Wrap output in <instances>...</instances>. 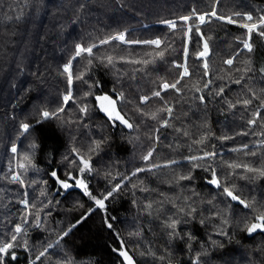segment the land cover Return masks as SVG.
Here are the masks:
<instances>
[{"label":"trees","instance_id":"obj_1","mask_svg":"<svg viewBox=\"0 0 264 264\" xmlns=\"http://www.w3.org/2000/svg\"><path fill=\"white\" fill-rule=\"evenodd\" d=\"M193 10L197 15L215 11L231 16L237 24L206 16L201 32L210 48L209 74H203L195 57L203 41L193 34L187 58L192 75L177 85L179 92L169 89L162 91V98L153 97L162 82L178 79L182 69L174 64L184 61L182 40L173 38L164 22L176 21L182 35L186 26L180 17ZM235 13L256 19L264 15V0H0V242L9 241L17 225L24 230L17 236L19 246L11 250L16 259L10 253L4 264H125L121 250L134 264H193L197 255L200 264H264V232L249 235L244 228L264 210V178H249L253 174L242 169L229 176L232 170L225 167L226 162L264 165V121L248 123L256 111L264 116L259 107L264 101V38L254 33L253 51L244 49L240 38L245 30L238 26L244 21ZM121 33L126 42L101 43ZM165 37L172 39L163 59L149 55L157 51L150 45L128 43ZM77 44L96 47L93 57L72 61L74 73L84 71L88 84L74 82L76 102L65 106L63 66L75 55ZM108 56L113 57L111 65ZM228 59H233L231 66L224 63ZM87 91L92 95L84 97ZM117 93H123L118 108L132 129L109 121L96 108V95L115 98ZM143 96L150 97L147 103H140ZM246 99L252 101L248 107L243 105ZM81 105L88 106L87 114L80 112ZM165 105L173 109L168 127L161 126L166 112H158L155 120L140 114ZM62 106L59 118L44 120L40 115ZM25 123L31 127L22 133ZM203 135L205 143H194ZM94 141L101 143L92 151ZM244 145L247 149L232 151ZM153 148L146 164L142 157ZM205 151L217 156L196 161L199 167L186 159ZM25 153L35 167L22 171L16 165ZM78 154L90 161V173H80ZM173 160L177 163L170 167L132 175L137 168ZM208 164L216 168L222 184L234 185V192L254 202L253 207L246 209L222 195V189L209 187ZM53 171L72 186L83 179L96 199L121 187L100 208L75 188L64 192ZM17 173L23 184L11 181ZM69 174L74 179L69 180ZM188 174L192 179L177 181ZM170 218L178 221L176 235L166 226ZM46 248L47 254L37 260Z\"/></svg>","mask_w":264,"mask_h":264},{"label":"snow or ice","instance_id":"obj_2","mask_svg":"<svg viewBox=\"0 0 264 264\" xmlns=\"http://www.w3.org/2000/svg\"><path fill=\"white\" fill-rule=\"evenodd\" d=\"M234 15L241 16L240 13H235ZM206 16L216 17V19L222 20V21L226 22L227 24H237V21L234 20L231 16H229V17L217 16L215 11H212V12L207 13V14L197 15L195 10H193L191 15L180 17V21H182L184 26H186L183 29L182 35H181L178 28H177V22L176 21H165L164 23L167 25V28L174 34L173 38H179L182 40V51H183L184 61H183V63L174 64V67L182 69V71L178 74V79H176L175 82H173V83H168L167 81L162 82L160 84L159 90L154 91L152 93L153 97L162 98V96H161L162 91H166L169 89H173V90H176L177 92H179L180 89L177 87V85H179L181 83V81L184 80L185 77H190L192 75V73L189 71L187 58L189 56L188 45L191 43L193 34L199 36L200 40L203 41L202 48L196 49L195 57H196V59L200 60L202 63V67L204 69L203 74L205 76L209 74L208 73L209 62H208L207 57L210 55V48H209L208 39H205L203 33L201 32V25H203L204 23L207 22ZM241 19L244 22L238 24V26L240 28L244 29L245 32L242 34V38H240V43L243 44L244 49H246L249 53H251L253 51V43H252L253 34L255 33L256 35L260 36L261 38H264V15H260L258 18L254 19V17L251 14H244L241 16ZM195 21H198V23H195ZM171 39L172 38L165 37V38H156V39L145 40V41H128V43H142L145 45H150L154 49H156L157 51H155L154 53H149V55H154L157 58L163 59L164 55H165V51H167V49L169 47H171ZM111 40H118L121 43L126 42L125 35L121 33V34L112 36L110 38L104 39L101 41V43L102 44H108V43H110ZM95 47H96L95 44H93L91 46H83V45L77 44L76 48H75V55L69 60L68 63H66L63 66V73L62 74L66 76L67 86H68L67 92L63 96V105H65V106L68 105V103L70 101L73 103L76 102L74 97H73V92H72L74 82L83 81L84 83L88 84V81L84 79L85 74H86L84 71L74 73L72 61L76 60L79 57H93L94 56L93 49ZM106 60H107V64H109V65H111L113 63V57L112 56H108L106 58ZM101 62H103V61H101ZM130 62L131 63H137V64H139V63L148 64V63H152L154 61L133 60ZM91 63H92V60L88 59L87 64L90 65ZM224 63L231 66L233 64V59H228V60L224 61ZM85 67H87V65ZM261 72H264V68L261 69ZM235 82L239 83L240 81L237 80ZM92 87H93V85L89 84V88L91 89ZM205 87H207V83L205 84ZM222 93H223V89L221 88L219 90V94H222ZM90 95H92L91 91H87L84 93V97H88ZM253 98H255V97H253ZM149 99H150V97L143 96L140 98V103H147ZM199 99L201 101H203L204 97L201 96V97H199ZM95 100L98 103L99 110L101 112L105 113V115L107 116L109 121H117V122H119V124L124 125L128 129L133 128V124L126 118V116L124 114L121 113L120 109L118 108V105L121 102H123V100H124L123 93H117L115 98H113L107 94L96 95ZM251 103H252L251 100H248V99L243 100V105L245 107H248ZM234 106L235 105L229 103V107H234ZM259 107L264 108V101H261ZM64 110H65V108L62 106V107L58 108V110L55 112H49L46 110L42 111L40 113V115L44 120L59 118V113L64 112ZM79 110L81 113L87 114L88 106L87 105H81V106H79ZM137 111H140V110L137 109ZM158 112H166L168 114V118L161 121L162 127H168L169 126V119H171V114L173 112V109L171 107H168L165 105L164 107L159 108L157 110V112H152L149 114H145V113L141 112L140 114L141 115H148L149 118L155 120V119H157V113ZM252 115H253V118L248 121V123L250 125H256L258 120L264 121V116H261V113L259 111L254 112ZM39 122L40 121H38V123ZM260 126H261V128H264V123H261ZM30 127L31 126L29 124H26V123L22 124L21 125L22 133H27L29 131ZM241 134L246 135L247 133H241ZM260 135L264 136V132H261ZM223 139H228V137H224ZM157 140H158V137H157ZM206 140H207V135H203V136H201V138L199 140L194 141V143L203 144V143H205ZM93 143L95 145V148H93L91 150L95 151L96 148H99L101 141H94ZM35 146L36 145L33 143L32 147L35 148ZM262 146H264V142H262ZM244 149H247V145H244L243 149H232V151L240 152V151H243ZM11 151L14 154L17 153V147L13 146L11 148ZM74 151H76V150H74ZM154 151H155V149L153 148V149L149 150L147 152V154L142 157V159L144 160V162L146 164L152 158ZM246 154L252 155V156L256 155L255 152H246ZM216 156H217L216 152L205 151L200 156H190V157H187L186 159H188L190 162H192L194 167H199L200 165L196 164L195 163L196 161H209V160L214 159ZM78 159H79L80 165H82L79 169L80 173L83 174L85 171H88L90 173L92 171L90 161L86 160L83 156H79V154H78ZM72 163H75V161H73ZM175 163H177V161L173 160V161H171L165 165L152 164L147 169L137 168L132 173V175L135 176L138 173L143 172V171H152L153 169H157V168H160L162 166L163 167H170L172 164H175ZM16 167L21 169L22 171H27V169L29 167H35V165L32 164V158H31L30 154L25 153L22 157V161L18 162ZM225 167L232 170L231 172H229L227 174L229 176L238 175L236 170L242 169L244 173L253 174L252 177H249V178H255V177L264 178V165H262L260 167H255V166H252L251 164H248V163L226 162ZM205 171H209L211 174V178L208 180V183L211 185H214L218 189H222V195L229 198L231 201L238 202L240 205H242L246 209L253 207L254 202L250 203L249 201L241 198V196L237 195L234 192V190H233L235 187L234 185H229L227 183L222 184L221 178L218 177L215 167H213L211 164H208V166L205 168ZM51 175L57 179V182L60 183L63 188L67 189V188L72 186L67 181L59 180V178L57 177V173L55 171H53L51 173ZM241 178H244V177H241ZM68 179L72 180V179H74V177L71 174H69ZM176 179H177V181H183V180H190V179H192V177L190 174L179 175ZM11 181L12 182H18L20 184L24 183V181L21 179V175L19 173L12 175ZM75 183L78 187L83 189V191L86 195L90 196L93 200H95L96 205L100 208H104L105 207L104 201L107 200L110 196H112L114 191L119 190V188L121 187L120 185H116L113 188V190L108 192L107 194H105L103 196V198L96 199L95 197L91 196L90 192H88L87 184L84 182L83 179H76ZM134 187H135V185H134ZM43 194L44 193L42 192L41 195H43ZM24 203H25V207L27 208L28 207L27 202L25 201ZM33 207H35V205H33ZM147 207L151 208L152 204L149 203L147 205ZM180 211H183V209H180ZM191 212H195V208H192ZM224 222L227 223L226 220ZM24 223H28V220L26 217L24 218ZM177 223H178L177 220H172L170 218V223H168L166 225L168 228L172 229V232L170 233V235H176L177 234L175 231L176 227H177ZM36 226L37 227L40 226V221H39L38 216L36 219ZM108 226L111 227V224H109ZM72 227H75V225H73ZM244 228L249 235H251L257 231L264 232V210H260L259 214L255 215L251 222H248L244 225ZM71 230L72 229L69 228L68 231L63 233V236H67ZM14 231H15V234H13L11 236V239L9 241L0 242V264H4L3 258L5 256L9 255L10 253H11V258L13 260L16 259L15 252L11 251V250H13L14 248L19 246L18 242H17V236L19 234H21L24 230L22 229V227L20 225H17L15 227ZM218 234L227 235V233H224V232H220ZM63 236L61 237V239L63 238ZM189 238L191 239V237H189ZM58 243H59V241H57V244ZM48 247L50 248V247H52V245H49ZM47 251H48V249L46 248L44 251L40 252L39 255L36 257V259L39 260L41 257L45 256L47 254ZM119 255L121 257H123L125 264H134L133 257L130 256L127 251L121 250V251H119ZM161 259H162V257H161ZM33 264H34V262H33ZM63 264H71V260L64 261ZM193 264H200L199 255H197V257L193 260Z\"/></svg>","mask_w":264,"mask_h":264},{"label":"water","instance_id":"obj_3","mask_svg":"<svg viewBox=\"0 0 264 264\" xmlns=\"http://www.w3.org/2000/svg\"><path fill=\"white\" fill-rule=\"evenodd\" d=\"M94 100H95V97H94ZM95 104H96V108L98 109L99 113H100L103 117H105L106 119H108L107 116L105 115V113H103V112H101V111L99 110L98 103H97L96 100H95ZM52 178L54 179V181H55V183L57 184V186L60 187L62 190H64V192H67V191H69L70 189L75 188V189L79 190L80 193H82V194L84 193L83 189H81L80 187H78L76 184L73 185V186H71V187H69V188H67V189H65V188H63V187L61 186L60 183L57 182V179H56L55 177L52 176ZM206 184H207L209 187L213 188L214 190H217V188H216L214 185H211V184H209L208 182H207ZM235 202H236V201H235ZM236 203L239 204L238 202H236ZM239 205H240V204H239ZM241 206H242V205H241Z\"/></svg>","mask_w":264,"mask_h":264},{"label":"rangeland","instance_id":"obj_4","mask_svg":"<svg viewBox=\"0 0 264 264\" xmlns=\"http://www.w3.org/2000/svg\"><path fill=\"white\" fill-rule=\"evenodd\" d=\"M162 24H164V23H162ZM123 34V33H122ZM117 122V121H116ZM119 123V122H118Z\"/></svg>","mask_w":264,"mask_h":264}]
</instances>
